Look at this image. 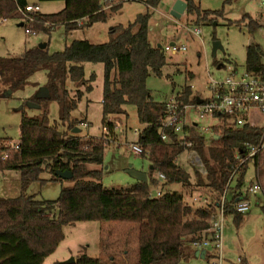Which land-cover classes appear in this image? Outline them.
<instances>
[{
	"label": "trees",
	"instance_id": "obj_1",
	"mask_svg": "<svg viewBox=\"0 0 264 264\" xmlns=\"http://www.w3.org/2000/svg\"><path fill=\"white\" fill-rule=\"evenodd\" d=\"M42 1V0H40ZM62 9L56 12H21L29 0H0V18H16L37 33L50 35L56 25L64 31L104 22L110 12L119 10L123 0L113 1L107 8L102 0H62ZM146 9L127 23H118L109 29V38L102 43L86 39H74L60 51L48 52V39L44 48L33 45L17 56H0V82L14 91L23 87L28 77L37 69L46 70V92L32 95L26 103L37 108L35 114L21 112L17 150H10L7 158L0 156V171L15 170L19 173L20 190L16 196L0 197V264H42L63 239L62 227L76 221L113 220L133 222L138 229L136 264H210L216 257L213 251L202 253L203 262L193 263L191 242L209 235L210 215L215 202L225 191L226 213H232L236 226L243 213L234 211L229 202L241 195L247 162L231 176L236 165L235 150L245 142L257 143L262 126L253 122L236 125L234 116L215 113L219 123L209 127L207 135L194 125L187 128L193 147L206 170L202 175L193 166L190 170L179 162L185 148L178 135L168 129V139L160 136L161 116L165 113V101H156L146 86L150 73L160 75L166 62L161 45L153 46L148 40V23L152 9L161 0H143ZM185 13L194 21L213 13H201L194 0H183ZM246 27L252 32L259 28L257 19L244 14ZM45 23H48L46 26ZM260 45L246 46L245 68L258 72L262 65ZM99 62L103 66L101 123L106 133L99 138L80 136L72 130L84 119L71 116L82 95V84L88 90L94 75L85 78L83 64ZM187 76H191L188 73ZM74 84L70 94L67 82ZM181 103H195L201 96L188 85L172 95ZM58 105V119H49V103ZM126 105H133L142 127L136 142L142 147V156L149 160L147 182L136 181L130 191L106 189L100 180L104 149L108 136L114 132L112 116L127 117ZM60 126H64L60 129ZM7 139L0 138V152L8 148ZM145 150L148 152L145 153ZM254 156L255 163L258 161ZM58 170H70L71 186L60 188L55 199H36L27 194L31 182L44 184L62 178ZM164 179L156 177V172ZM49 172L50 177L41 176ZM231 176V177H230ZM235 177V182L232 184ZM179 184L182 192L171 189ZM158 187L160 195L150 197L149 191ZM199 205H195L197 200ZM207 199L210 203H204ZM264 210V206H262ZM200 255V253H199ZM53 264H67L55 261ZM69 264H99L98 257L80 253ZM237 264H248L240 258Z\"/></svg>",
	"mask_w": 264,
	"mask_h": 264
},
{
	"label": "rangeland",
	"instance_id": "obj_2",
	"mask_svg": "<svg viewBox=\"0 0 264 264\" xmlns=\"http://www.w3.org/2000/svg\"><path fill=\"white\" fill-rule=\"evenodd\" d=\"M116 1V0H115ZM39 6L40 12L51 13L62 9V0H29ZM173 0H161L152 14L148 23V40L151 45L160 44L162 47L170 42L184 44L185 50L170 54L164 52L166 62L161 68L160 75L150 73L146 79V86L151 97L156 101H166L183 86L188 85L201 97L209 95V77L223 78L229 71L226 67L237 65L241 71L245 67L246 46L249 44L260 45L264 38L258 29L248 31L246 19L240 22L244 14H248L259 21L261 12L260 0H194L199 4L200 11L211 10L213 13L200 17L194 21L193 15L185 11L176 17L171 14L170 3ZM146 9L143 0H123L122 6L115 12H110L104 22H95L89 26H82L64 31L62 24L55 26L50 35L38 32L27 34L23 26L18 25L16 18H5L0 23V56H17L25 48L45 42L48 39V52L60 51L66 44L74 39H86L91 43H102L109 38V29L118 23L127 24L139 13ZM199 27L201 33L196 35L192 29ZM217 40L222 50L212 52V42ZM221 64L220 67H217ZM85 78L94 75L90 82L91 88L86 89L82 84L79 88L82 95L77 102L71 116L84 119L87 127L79 125L80 136L99 138L106 133L101 123V96L102 72L101 63L85 62L83 64ZM191 73V76H187ZM46 70L37 69L31 74L23 87L14 91L7 89L0 82V138L13 143L18 141L19 122L22 110L25 114H35L39 110L27 105L26 100L32 95L42 93L46 88ZM70 94L74 93L75 86L67 82ZM8 91L10 93L8 94ZM127 117L123 115L112 116L115 127L112 135L108 137L104 149L101 184L106 189H120L130 191L137 181L126 169L131 168L147 172L149 160L146 156L134 154L127 148V142L136 139L134 129L140 130L142 123L137 119L133 105H126ZM190 117L198 126L206 128L219 123L215 116L198 117L190 111ZM49 119L51 123L58 119V105L55 101L49 103ZM263 115L255 116L254 123L261 126ZM63 129L64 126H60ZM178 162L190 170V163L186 151L183 152ZM194 167V166H193ZM238 173H236L235 177ZM42 177H50L49 172H43ZM235 177L232 184L235 182ZM258 179L261 189L249 194L250 209L243 213L242 221L238 226L233 221L232 213L226 214L222 231V257L224 264L227 261L235 263L239 255H250L252 263H260L264 259V153L255 163L254 159L247 162L243 187H247ZM69 179L62 178L58 181H48L44 184L31 182L26 193L36 199H55L63 186H71ZM171 189L182 192L179 184H171ZM19 173L15 170L0 171V197H13L19 193ZM199 200L195 205H199ZM63 239L56 249L45 257L42 264H53L55 261L69 260L80 253L90 257H98L99 264H134L137 261L138 229L133 222L113 220H86L76 221L62 227ZM189 249H193L192 246ZM191 262L201 263L203 259L192 257Z\"/></svg>",
	"mask_w": 264,
	"mask_h": 264
},
{
	"label": "built area",
	"instance_id": "obj_3",
	"mask_svg": "<svg viewBox=\"0 0 264 264\" xmlns=\"http://www.w3.org/2000/svg\"><path fill=\"white\" fill-rule=\"evenodd\" d=\"M115 0H102L103 7L107 8ZM261 12L259 14L258 28L261 31L264 38V0H260ZM21 12H35L40 11L38 4L27 3L23 8L18 7ZM0 18V23L3 21ZM47 26L48 23H45ZM24 31L27 34H36L37 32L32 29L28 24L24 27ZM193 33L199 35L201 29L194 27ZM184 44H178L170 42L163 46V51L170 54L177 53L178 51L185 50ZM261 69L256 73H250L244 69L238 70L237 65H228L226 69L229 71L223 78L209 77L208 89L209 95L207 97H201L200 102L195 103H181L173 96L165 101L166 110L163 116H161L160 123V136L161 139H168L167 130L170 129L174 134L178 135V141L182 144L186 150L187 157L194 166L195 169L202 175H205L206 170L202 164V161L193 147V141L189 138V132L187 128L194 125L201 131L205 128L198 126L197 123L191 119L190 111L194 112L198 117L214 116L215 113H224L234 116V122L236 125H243L248 122H253L257 115H263L264 117V43L261 46L259 53ZM254 123V122H253ZM83 127H87L88 123L83 121L80 123ZM260 137L257 143L245 142L242 148L235 150L234 159L236 165L233 168L231 176H233L237 169L246 161L253 159L254 156L264 152V119ZM103 131H107V127H102ZM136 136L139 133L138 129H134ZM110 140V139H108ZM19 148L18 143L8 142V148L0 152L2 159L7 158L10 150H17ZM127 148L134 154H142V147L136 142L131 140L127 142ZM148 151L145 150V153ZM230 176V177H231ZM156 177L160 180L164 179V174L160 171L156 172ZM261 189V185L258 181H254L247 187L242 188L240 196L229 202L231 208L239 213H245L250 209L251 201L249 194L255 190ZM161 191L158 187L152 188L148 195L150 197H156L160 195ZM193 200H198L196 197ZM204 203H210L207 199H202ZM225 205V191L220 195V199L215 202L214 211L210 215V227L209 235L204 238H200L191 242V246L198 251H213L216 257L210 260V264H224L222 257V231L226 216ZM240 258H237V262Z\"/></svg>",
	"mask_w": 264,
	"mask_h": 264
},
{
	"label": "water",
	"instance_id": "obj_4",
	"mask_svg": "<svg viewBox=\"0 0 264 264\" xmlns=\"http://www.w3.org/2000/svg\"><path fill=\"white\" fill-rule=\"evenodd\" d=\"M185 7H186V3L183 0H175L174 4L172 5V8H171V14L176 16V17H180V15L185 11ZM18 25L22 26V22H18ZM37 45L40 48H44L46 43L45 42H40ZM159 45L160 44H158V46ZM217 49L222 50V46L217 40H214L212 42L213 55H215ZM220 66H221V64L217 65V67H220ZM46 90L47 89L44 88V89H42V92H46ZM9 93H10V91H8V94ZM200 101H201V98L196 97V102H200ZM79 130H80V128L76 127L72 131L73 132H79ZM126 171L132 177H134L137 181L147 182L146 172L135 170V169L131 168L130 166L126 169ZM56 174L59 177L64 178V179H69L72 176V173H71L70 170H58V171H56ZM199 253L202 255L203 251H198V250L195 251L196 255H198ZM62 262L69 264V263L74 262V258L71 257L69 260H65V261H62Z\"/></svg>",
	"mask_w": 264,
	"mask_h": 264
},
{
	"label": "crops",
	"instance_id": "obj_5",
	"mask_svg": "<svg viewBox=\"0 0 264 264\" xmlns=\"http://www.w3.org/2000/svg\"><path fill=\"white\" fill-rule=\"evenodd\" d=\"M174 1H175V0H173V2L170 3V6H172V5L174 4ZM171 8H172V7H171ZM197 125H198V124H197ZM201 127H203V126H201ZM203 128H204V127H203ZM202 131L205 133V132H206V128L203 129ZM262 153H264V152H262ZM262 153L259 154V156L257 157V159L260 157V155H261ZM251 184H252V183H251ZM192 248H193V247H192ZM191 250L194 251V257L203 259V256H202L203 254H202V255H201V254H200V255H199V254L196 255V254H195L196 249L193 248V249H191ZM242 257L246 259V261H247L248 264H264V259H263V261H261L260 263H252L251 260H250V255L247 254V253H246L245 255H239V256H238V258H242ZM227 262H228L227 264H237V258H236L235 263H230L231 261H227ZM193 263H194V262H193ZM196 263H197V262H196ZM134 264H136V262H135Z\"/></svg>",
	"mask_w": 264,
	"mask_h": 264
}]
</instances>
